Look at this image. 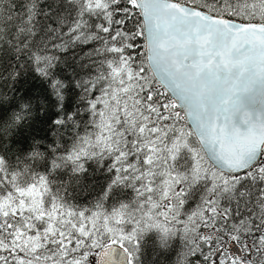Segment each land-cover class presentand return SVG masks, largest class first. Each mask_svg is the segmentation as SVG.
Returning <instances> with one entry per match:
<instances>
[{
  "label": "snow or ice",
  "instance_id": "snow-or-ice-1",
  "mask_svg": "<svg viewBox=\"0 0 264 264\" xmlns=\"http://www.w3.org/2000/svg\"><path fill=\"white\" fill-rule=\"evenodd\" d=\"M5 58L0 264H136L150 230L183 240L177 264H264V0H0ZM106 159L80 210L88 161Z\"/></svg>",
  "mask_w": 264,
  "mask_h": 264
},
{
  "label": "trees",
  "instance_id": "trees-1",
  "mask_svg": "<svg viewBox=\"0 0 264 264\" xmlns=\"http://www.w3.org/2000/svg\"><path fill=\"white\" fill-rule=\"evenodd\" d=\"M233 19L235 20V18ZM90 47V45L77 46L72 49L71 55L77 57H80L82 54L86 55ZM55 54L61 55L59 52ZM15 65L16 61L10 58H5V61L0 63V75H3L4 77V81H0V83L6 82L5 90L9 91V95H11L10 90L13 87V81L9 77L10 74L15 71ZM149 76H151L150 73ZM163 99H165V96H161V100ZM111 163V160L106 159L103 162V166L98 167L94 162L88 161L86 165L88 168V176L85 181L86 187L78 191L76 200L73 201V203L77 204L80 210H87L88 213L96 210V203L98 199L103 197L104 187L111 178V174L107 171V167L111 166ZM205 166L211 168L207 162ZM208 186H211L210 183ZM204 194L205 182L202 181L190 191L185 206L180 210L182 219L186 220L188 214L199 210L202 206V197ZM134 197L135 193L130 188L119 189L109 199L103 201V211L111 212L114 207L118 208L121 202H130ZM227 205L228 201L221 200L222 207ZM126 226L128 225H125V227ZM176 227L180 228L181 225H176ZM210 227V225L203 227L202 230ZM137 247L136 264H177L178 260L181 259L182 253L185 251L183 240L173 236L168 240L167 246H165L160 239V234L155 230L143 233L137 242Z\"/></svg>",
  "mask_w": 264,
  "mask_h": 264
},
{
  "label": "water",
  "instance_id": "water-1",
  "mask_svg": "<svg viewBox=\"0 0 264 264\" xmlns=\"http://www.w3.org/2000/svg\"><path fill=\"white\" fill-rule=\"evenodd\" d=\"M236 22H239V21H236ZM151 74V73H150ZM210 165V164H209ZM211 166V165H210ZM212 167V166H211ZM229 254L233 255V256H236V255H243L240 247L237 245L236 247H233L230 249V252Z\"/></svg>",
  "mask_w": 264,
  "mask_h": 264
},
{
  "label": "rangeland",
  "instance_id": "rangeland-1",
  "mask_svg": "<svg viewBox=\"0 0 264 264\" xmlns=\"http://www.w3.org/2000/svg\"><path fill=\"white\" fill-rule=\"evenodd\" d=\"M125 228H126V229H130L131 226L128 225V226H126ZM211 230H212V229H211V227H210V228H208V229H204V230H202V231H203V232H209V233H210ZM238 246H239V245H238ZM226 247H227V245H226ZM239 247H240V246H239ZM240 249H241V248H240ZM241 251H242V253H243V255H244V254H245L244 251H243L242 249H241Z\"/></svg>",
  "mask_w": 264,
  "mask_h": 264
}]
</instances>
